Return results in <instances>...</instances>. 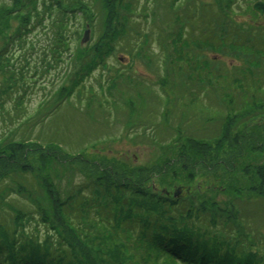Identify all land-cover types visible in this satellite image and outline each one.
Returning <instances> with one entry per match:
<instances>
[{
	"label": "rangeland",
	"instance_id": "1",
	"mask_svg": "<svg viewBox=\"0 0 264 264\" xmlns=\"http://www.w3.org/2000/svg\"><path fill=\"white\" fill-rule=\"evenodd\" d=\"M62 1L57 10L52 5L59 0H39L37 13L24 15L28 9L20 6L26 0H0V52L8 47L4 53L10 58L7 66L0 67L4 70L0 74L5 73L0 76V156L5 158L2 161L7 163V159L14 157L8 149L11 145H6L23 140L51 146L49 150L57 153L55 158L65 160L62 164L50 163L39 158L41 152H32L21 165L28 166V173L20 177L6 175V166L0 165V225L20 223L16 211L37 212L36 220L23 229L37 236L38 241L55 243L61 238V246L68 251L70 235L55 218L58 206L66 198L73 197L74 207L80 206L75 224L81 225L82 217L91 224L94 215H86L90 210L86 207L88 193L92 190L100 195L105 190L97 185L92 187V183H99V175L118 174L135 183L154 171L155 177L153 173L145 176L147 181L136 183L132 192L123 197L147 203L148 197H158L137 194L143 188L147 194L162 192L170 198L175 189L181 188L178 198L193 201L203 219L188 216L187 220L183 217L188 210L182 212L177 206L180 213L176 221L186 224L190 234L198 233L199 243L213 240L219 253L237 246L264 259V152L260 144L245 142L236 146L233 136L242 127L238 124H234L236 129L232 124L229 128L227 142L233 140V146L225 145L218 152L207 153L193 142L207 138L208 134L217 135L211 127L216 123L214 128L220 130L215 113L220 108L225 113L228 106L224 99L240 110L252 102L250 92H254L255 85L259 86L250 76H242L243 71H236L257 68L252 63L245 66L236 57L239 48L216 47H221L220 35L227 29L232 35L238 26L244 30L254 27L264 34V17L252 9V13L246 12L253 1L120 0L118 4V0H112L113 6L110 0ZM259 1L262 0L256 2ZM227 5L229 10L224 9ZM177 14L185 25H174ZM190 16L193 18L189 21ZM215 22L220 25L213 26ZM86 31L88 41L81 44ZM203 35L214 38V43L201 44ZM105 39L112 40L109 47H104ZM98 40L101 51L112 47L106 66L85 76L84 87L76 90L73 97H67L76 75L81 73L82 57ZM244 45L242 48L249 46L246 42ZM248 54L244 58L250 62L254 57L247 59ZM91 55L92 52L88 56ZM223 70H227L225 75ZM254 72L257 76L263 74L259 69ZM218 74L221 78H214ZM261 81L264 83V78ZM8 111L14 112L12 118ZM206 113L216 122L207 121ZM222 117L218 119L223 126ZM263 123L259 130L247 127L239 135L255 138L252 132L256 130L264 142ZM197 151L205 153L204 161L211 168L202 171L189 166ZM74 156L77 158L72 159ZM224 159L231 161L232 167L223 164ZM20 185L28 192L34 191V195H28L29 205L21 197L24 191ZM46 186L49 194L42 188ZM206 201H211L212 206ZM173 213L170 215L174 216ZM209 217L226 222L213 225ZM85 230L91 237L99 235L98 228L92 225ZM99 237H94L95 245ZM207 245L211 247L212 243ZM72 247L77 249L75 244ZM152 253L159 254L154 260L157 264H176L170 254Z\"/></svg>",
	"mask_w": 264,
	"mask_h": 264
},
{
	"label": "trees",
	"instance_id": "2",
	"mask_svg": "<svg viewBox=\"0 0 264 264\" xmlns=\"http://www.w3.org/2000/svg\"><path fill=\"white\" fill-rule=\"evenodd\" d=\"M37 1L39 0H26V3L21 4L20 7L23 10L28 9L27 12H23L24 15L25 13H37ZM111 1L112 0H110V5L113 6V2ZM256 1L257 0H251L253 4ZM46 2H52V0H46ZM63 2L64 1L61 2V0H59V2L53 4L52 7L54 6L57 10H59V8L62 7V5L60 4H62ZM118 4H120V0H118ZM228 7V5L224 6V9H228ZM246 9L248 10H246V12L252 13L249 12L252 9L251 5H248ZM72 10L75 11L76 9ZM82 15L84 16V14ZM192 18L193 16H190L188 17V20L190 21L192 20ZM216 19L218 20H216L217 22L221 21L219 20V17H217ZM89 20L91 22L93 21L92 19H88L86 21ZM174 20L176 21L174 24L175 26L176 24L185 25L182 24V17L179 14L174 17ZM217 22L213 23L212 25L218 27L220 24ZM224 23L226 22L224 21ZM256 27H258V25H256ZM253 28L254 27L244 30L240 26H238V28L233 31L234 34L231 35L229 33V30L227 29V32L224 35H220V38L222 37L221 47H216L218 49H226L228 47L232 49H234V47L239 48V51L236 50L239 52L238 56L236 57H240L241 62L243 61L245 63V66H249L252 63L256 65L257 68L251 70L250 72H246L247 70L241 69L236 71H243L241 72L242 76H250L253 81L256 80L257 82H259V86L255 85L256 89H254V92H250L252 102L248 103V107L240 109L242 110V112L240 110H237L235 106H232L233 104L230 103V100L226 101V99H224V102L226 104L225 106H228L225 113H223V110L221 108V111L219 110L218 113H215L218 124L220 123L219 131L218 129L214 128L218 126L215 123L216 120L209 119V113H206L208 119L207 121H215V124L213 125V127H211V132L217 135H214L213 137L212 135L208 134L207 138H202L201 140L198 138L197 140H193V142H195L197 145H200L202 147L201 150H207V153H211L212 151L218 152L223 149L225 145H228L229 147L230 145L233 146V140L230 142H227V140L230 134L229 128L232 127V125L234 126V124L242 126L241 130H237L238 132L233 136L236 146H242V143L245 142L248 144L258 143L261 146L260 150L264 152V142L261 140L262 138L260 134L258 135V132L256 131L259 130V124L264 122V88H262L264 83H262L261 81V77L264 78V34H260V31H256V29ZM256 32H259V34L254 37ZM201 39V44L207 45L208 43H214V38L210 39V37L206 35H203ZM230 40H233L234 43ZM105 41L106 42L103 43L104 47H109L112 44V40L107 41L105 39ZM245 42L248 43L249 46L242 48L245 46ZM99 43L101 42L98 40L96 45L87 48V53H85L87 54V56L82 57L84 60L82 63L83 65L81 66L82 69L80 70L81 73L76 75L77 78L73 81L71 89H69L67 93V97H71L73 93H76V90L84 87L83 80L86 78L85 76L91 75V73L100 66H106L105 61L112 53V47L109 51H101L100 45L97 46V44ZM7 48L8 47H5V50ZM4 52H0V67H2L3 65L7 66V63H9L10 61V58L6 56ZM90 52L93 53L91 57L88 56ZM245 53H249L247 55V59L248 57L254 58H252V60L249 62V59L246 60L244 58ZM10 57H12V55H10ZM256 69H259V71H261L263 74L261 76L255 75L254 70ZM2 72H4V70H2L1 68L0 73ZM223 72L225 75L227 73V70H223ZM4 74H0V76L3 77ZM23 77V74H21V78ZM214 78L221 77L218 74ZM240 82L243 83L241 80ZM205 90L209 91V88H206ZM92 94L95 93L92 92ZM240 95H242V93ZM260 97L261 100L259 99ZM58 104H60V102H58ZM58 104L56 103V106ZM7 113V115L12 118L14 112H11L9 114L8 111ZM222 116H224V127L222 126L221 120L218 119L223 118ZM247 127H253L256 129L252 132L255 138H252L253 136H250L249 138H241V136L239 135L240 132L244 128L247 129ZM234 128L236 129L235 126ZM202 140L203 142H201ZM6 146H8V149L14 154V157L7 159L8 164L4 163L2 160L5 158L3 156H0V165L6 166L4 168V172H6V175L8 176H11L13 174L19 175V177L20 174L21 176L26 175L28 172L25 169H28V166L21 165L22 162L26 160L25 157L32 152H41L42 154L39 158H44L45 161H48L50 163L54 161L62 164L65 161L55 158L54 154L57 153H53L52 150H49V148H52L51 146H43L42 144L30 140H23L21 142L15 141L13 142V144H7ZM56 147H58V145ZM241 148L242 147H240V149ZM253 148L254 147H252V150ZM58 149L60 148L58 147ZM204 155V152L197 151L195 157L191 158L189 166L196 168L200 167L202 171H204L205 168H211V165L205 163ZM185 156L186 155H184V157ZM75 158H77V156H74L72 159ZM222 162L223 164H229L232 167L231 161L226 162V159H224ZM185 167L186 162L184 164V168ZM19 170L21 171L18 172ZM245 172L247 171L245 170ZM152 173L155 177L156 173H154V171H150L144 174V177H141V179L135 183L130 177H128V180H126L124 176L118 177V174H109L107 176H103L102 173V176L99 175L97 178V181H99V183H94L95 185L92 183V187L97 185V187L104 188L105 190L104 193L100 195V192L98 191L93 193V191L91 190L88 193L87 198L89 203L86 204V207L90 210L86 215L88 216V213H92L94 215L92 217L94 218V221H90L91 224H87L89 221H85L84 217L81 218V225L78 226V224H75V217H77L76 215L80 213V210H78L80 206L77 205L76 201L77 208L74 207L75 201H73V197L66 198L67 200L63 201L60 206H58V211L55 214V218L59 223V226L68 231L70 235L69 239L71 241V245L68 244V251L64 250L63 244L61 246L62 241L64 242V240H62L61 238H59L60 243L58 241H56L55 243H48L44 240L38 241V239H36L37 236L29 234L28 232H26L25 228L23 229V227H26V225L30 224L31 222L33 223L36 220L35 214H37V212L35 214H32L28 210L27 214H24L23 212L16 211V215L20 217V223L18 221L12 224V222L10 221V223H7V225H0V264H157L154 260L158 258L159 254L154 255L152 252H165L168 255L170 254L176 259V264H264V259L258 257V254L256 255L253 252L251 253L239 250L237 246L227 247V252L219 253L217 247L213 244V240H207L208 242L202 241L199 243L200 240L196 239L198 233L195 232L194 234H190L186 229V224L176 221L179 219L178 213H180L177 211L181 210L182 212H184L185 208V210L188 211L183 218H186L187 220L188 216L199 218L203 215L200 214V209L199 211L195 209V204L193 201L189 203L186 200H177L174 198H170V196L163 195L162 192H158L157 194H147L143 188L144 186L141 187L143 188L141 189L142 192H137L140 189L136 190L135 192L146 197L149 195L157 196L158 200L154 199L153 197H148L150 201L146 203V201L135 202L133 200H126V198L123 197L126 196V194H128L129 192H132L131 190L133 187H136V183L144 182L145 179L147 181V178L151 176ZM157 174L159 173L157 172ZM39 182L40 181L37 180V185L40 187ZM42 188L45 189L49 194L47 186L45 188ZM20 189L24 191V195L21 196L22 199H25V204L27 202V205H29V203L31 202L30 197L28 198V195H34V191L28 192L21 185ZM81 193L82 192H80V194ZM83 193H86L85 190ZM96 194L97 196L94 197V195ZM206 203L210 204L209 206H212L211 201H206ZM63 205L64 208L62 209L61 206ZM177 206L180 209L177 210ZM172 211H175V213L172 214L174 216L170 215V212ZM202 219L203 218L201 217L199 221H201ZM215 219L216 218L209 217L210 224L219 226L221 224L222 226L224 225V222H226L223 220L215 221ZM83 221H85V223ZM43 222L47 224L45 220H43ZM87 225H92V227L98 228L99 235L97 233L93 235L94 237L101 236L99 238H96L98 242L97 245L94 244V237H91V235L88 234L89 232L85 230ZM228 226L229 225H226L225 228L227 229ZM77 241L79 242L76 243ZM208 243H212L211 247H208ZM73 244H75V248L78 249V247L80 246L81 249H73ZM87 246H89L90 248ZM91 247L93 249H91ZM91 250L93 251V253L91 252Z\"/></svg>",
	"mask_w": 264,
	"mask_h": 264
},
{
	"label": "water",
	"instance_id": "3",
	"mask_svg": "<svg viewBox=\"0 0 264 264\" xmlns=\"http://www.w3.org/2000/svg\"><path fill=\"white\" fill-rule=\"evenodd\" d=\"M253 10L259 14V16H264V1H259V2H256L254 5H253ZM88 35H89V31H86L85 32V35H84V38L82 39V42L81 44L83 43H86L88 41ZM180 192H181V188H177L173 191L172 193V196L174 198H178L179 195H180ZM168 194V193H167Z\"/></svg>",
	"mask_w": 264,
	"mask_h": 264
},
{
	"label": "flooded vegetation",
	"instance_id": "4",
	"mask_svg": "<svg viewBox=\"0 0 264 264\" xmlns=\"http://www.w3.org/2000/svg\"><path fill=\"white\" fill-rule=\"evenodd\" d=\"M39 123H40V120H39Z\"/></svg>",
	"mask_w": 264,
	"mask_h": 264
}]
</instances>
